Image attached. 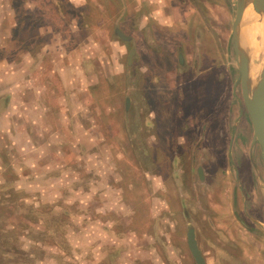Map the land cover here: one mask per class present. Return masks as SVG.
<instances>
[{"label":"rangeland","instance_id":"rangeland-1","mask_svg":"<svg viewBox=\"0 0 264 264\" xmlns=\"http://www.w3.org/2000/svg\"><path fill=\"white\" fill-rule=\"evenodd\" d=\"M3 1L0 44L4 43V48L0 56L17 60L25 42L30 45V40L34 50L42 39L54 44L59 35L49 39L54 29L70 30L76 24L84 36L93 33L95 39L106 43L118 40L116 26L107 18L114 14L116 3H108L106 18H102L103 5L95 6V0L79 4L78 14L67 0L28 4L14 0V23L10 3ZM197 1L204 18L189 24L197 26L195 30L206 27L198 35L201 52H195L199 47L194 44L196 30L192 36H175L182 40L181 52L156 53L161 59L144 54L147 63L153 59L155 65L157 60H177L179 53L188 60L199 59L200 80L195 78L191 84V71L183 70L179 75L183 81L190 80L179 90L183 113L173 114L179 104L178 89L160 90L155 100L149 96L136 100L133 94L134 109L141 104L158 114L147 116L144 112L143 117H136L132 109L126 128L122 112L129 101L122 99L123 93L118 98L116 84L115 88L109 83L98 84L91 91L92 98L79 87L78 99L69 93L58 95V99L47 97V106L62 112V131L52 137L63 142V164L55 165L52 160L58 153L42 147L45 137L40 138V126L32 132L36 147L24 133L25 119L34 120V110L40 108V74L32 69L36 81L23 83L21 66L13 75L6 74L9 68L0 67V96H14L0 100L8 103L4 110L0 108V264H196L187 244L190 227L206 264H264V255H256L264 252V225L262 229L252 226L233 184V165L245 159L249 144L255 142L260 147L257 140L253 141L237 81L231 44L236 0ZM194 2H190L192 8ZM40 29L42 39L33 37L31 32ZM96 29L101 31L99 36ZM64 36L69 45L77 42L69 33L64 32ZM156 37L166 42L162 35ZM90 44L93 46V41ZM125 51L127 55L128 48ZM81 54L79 50L73 52L75 61ZM37 57L34 54L33 58ZM109 59L116 62L118 55ZM89 67L94 69L92 62ZM119 69V65L111 68ZM130 70L133 77L140 71L134 67ZM155 70L165 81L164 71L168 69ZM52 77L47 73L42 79L62 93ZM80 80L86 82L84 77ZM198 81L200 88L195 87ZM193 89L201 101L191 99ZM72 100L79 108L77 115L70 114ZM199 102L201 114L187 115ZM28 106L33 112L24 119ZM87 128L92 130H83ZM70 141L78 146L72 149ZM251 155L259 162L255 149ZM262 188L264 191V185ZM248 211L264 222L255 210Z\"/></svg>","mask_w":264,"mask_h":264},{"label":"crops","instance_id":"crops-1","mask_svg":"<svg viewBox=\"0 0 264 264\" xmlns=\"http://www.w3.org/2000/svg\"><path fill=\"white\" fill-rule=\"evenodd\" d=\"M13 1L14 0H7V2L10 3V8L13 14L12 16H14L15 23L17 20V12L12 5ZM22 1L25 4H28L37 0ZM77 1L78 0H67L68 4H70L78 14V5L86 4L87 2H89V0H81L79 1V3ZM56 2H58V0ZM190 2L191 0H103L102 3L98 0H95V6L99 7L103 5L102 18H106L104 12H107V5H109L108 3H116L113 10L114 14L107 15V18L109 17V20H112V23L116 26L114 32L117 36V41L108 43L102 42L103 40L95 39L93 33L84 36V34L80 33V28L76 24V28L71 27L70 30L62 31L54 29V32L49 38L53 40L52 36L59 34L58 41H56L54 44L52 42L50 43L48 40L44 41V39H42L43 35L41 34V29L39 31L40 33L38 31H34L35 33L31 32L33 37L42 39V42L39 44L36 50H34L31 46L30 40V45H26L25 42V46L22 47V49L19 48L17 60L10 59L6 56H0V67H7L10 69V71H6V74L9 73V75H13L16 73L15 68L18 69L19 66L23 68L21 69L24 78L23 83L36 81L32 69H36L38 71V74H40L41 76V80H39L38 83L41 84L42 90L44 92L42 91L39 97L40 108L34 110V112L36 113V118L34 120H31L30 118L25 119V117H30L31 113L33 112L32 108H30L29 106L27 113H24L25 123L23 129L24 133L28 135V140L32 147H36L34 146V137L32 136V132L35 131L38 126H40L43 130L42 137L40 138L45 137L43 138L44 141H42L41 143L42 147H49L53 149V152L58 153V155H56L57 158L55 160L53 158L52 162L54 161L55 165L65 163L62 151L63 142L58 138L52 137V135L58 134L59 132L61 133L62 131V123H60L62 112L57 108L47 106L48 104L46 103V98L49 97L52 99H58L60 97L58 95H65L69 93L72 98L78 99V96H76L78 89L76 87H79V90H84L83 92L87 93V95L92 98L93 95L91 91L95 87H98V84L109 83L113 88H115L116 84V93L118 95V98H121V95L123 93L122 99H126L129 101L126 105V108L122 112V115L124 116V128H126L125 122L127 120V117L130 116L132 109H134V105L132 102L133 94H136V100L144 101L149 97L155 100L156 97L157 99H159V93L161 91H166V88L168 90L178 89L179 97L177 96L176 101L181 99L182 96H180L179 90H181L185 82H189L190 84L191 80L192 84V80H194L195 78H198V80L202 78L201 76L203 73L201 72V70H199L201 64H198L197 61L199 59L188 60L185 57L182 58V55H180L179 53L177 60L171 59L169 62L167 60H157L155 65V61L153 59L150 61V63H147V60L144 58V54L145 52L151 53L152 57H154L156 53L163 51H167L172 54L181 52L184 49L182 40L175 39V36H192L194 35V31L196 30L197 33L195 34V36L197 38V41L194 42V44H199V47L197 50H195V52H201L202 43L200 42L201 38H198V35L200 36V33L202 34L206 30V27H204L203 25L201 26V28H196L195 30V27L197 26H195L194 24L195 27H190L189 23L192 20L196 22V20L203 19L204 11L200 10V1L196 0V2H194L195 6H193V8ZM96 3H101L102 5H97ZM197 6L200 8H198ZM195 13H197V16H194ZM97 25H99V23ZM34 27L36 28V25H34ZM64 32L67 34L69 33L71 40H75L77 38V42L75 43V45H69L67 37L64 36ZM98 32L101 31L96 29V33L99 36ZM159 34L162 35L163 38H165V43H163L162 40H159L156 37ZM79 37H81L82 40L80 43L78 42ZM166 37L170 39H166ZM91 41H93L94 44L93 54H91L90 52V48L92 46L90 44ZM3 46L4 43L0 44V51L4 48ZM156 47L158 49H156ZM126 48H128L127 55L123 54L126 52ZM76 50H79V52L82 51L83 54H81V59L77 61H75V59L73 58V52ZM34 54H37L38 57L33 58ZM117 55L118 59L116 62H112L109 59V57L113 56L115 58V56ZM159 59L161 58L159 57ZM90 62L93 63L94 69L93 67H89ZM116 65L120 66L119 71H112V66ZM108 67H110V69H108ZM131 67L139 68V77L137 76V73H135V76L133 77L134 71L130 70ZM160 67H165V69H168L164 71L165 81H161L160 76H162V73L155 70V68ZM89 68H91V70H89ZM101 69L103 70L102 73ZM196 69L198 70L196 71ZM183 70H186L187 72L191 71V76L193 77H191L190 80L188 79L184 81L180 79L179 75H181V72ZM47 73L48 78L49 74H51L53 76L52 78L56 80V83L60 85V90L62 91V93L60 91L57 92V90H55V87L51 86L48 80L42 79L43 76L44 78H47ZM128 74L132 75L128 76ZM81 77H84L86 79V82L84 80L81 81ZM176 77H178L177 81L175 80ZM195 87L200 88L199 81L197 82V85H195ZM193 91L194 92H192V95L194 96H192L193 98L191 97V99H197L198 101H201L202 97L199 96V93L198 96H196L197 93L195 89H193ZM188 92L190 91L188 90ZM10 97H12V95H9V93H7V95H1L0 100H2V98H6L8 100ZM178 103L179 104L176 105V111L174 110L173 112L174 115H181L183 113L180 111L182 110L180 108V100L178 101ZM140 105L137 104L135 106V113H133L134 116L143 117L144 112L147 116H155L154 114H158L153 110L145 109ZM197 105L198 108H191L187 115H191L193 117L200 115V102ZM7 106V102L5 105L4 103L0 102V108H2L3 110ZM70 111L71 115H77L79 112V108L76 106L75 100H72L71 102ZM195 111L198 113H195ZM141 122L143 124V118L142 120L140 119V123ZM83 130H85L86 132H90V130L92 129L87 128ZM7 131L9 132V129ZM69 144L72 149L78 146V144L74 141H70ZM259 254L264 255V252H256V255Z\"/></svg>","mask_w":264,"mask_h":264},{"label":"water","instance_id":"water-1","mask_svg":"<svg viewBox=\"0 0 264 264\" xmlns=\"http://www.w3.org/2000/svg\"><path fill=\"white\" fill-rule=\"evenodd\" d=\"M250 3L264 21V0H236L235 16L231 26V44L234 51L235 63L238 70L237 81L240 83L241 96L251 121L253 141L257 140L261 147L264 164V74L260 78L257 88L250 93L246 82V61L244 51L236 43L237 29L240 23L242 5ZM187 244L196 264H206L197 246L194 231L190 227L187 231Z\"/></svg>","mask_w":264,"mask_h":264},{"label":"flooded vegetation","instance_id":"flooded-vegetation-1","mask_svg":"<svg viewBox=\"0 0 264 264\" xmlns=\"http://www.w3.org/2000/svg\"><path fill=\"white\" fill-rule=\"evenodd\" d=\"M254 143L255 142H253L251 146L249 144L247 149L244 150L245 159L239 161L238 165H233V184L235 186L234 189L238 191L241 197V207L243 212H246V215H248L249 222L252 223L253 227L262 229L261 225H264V222L248 211V209H255L256 211L254 212L260 214L264 219V191L262 188L264 185V172L261 170L263 161L261 147H259L258 144L255 146ZM232 144L231 140L229 149L232 148ZM238 147L240 148V146ZM254 149L259 162L256 157L251 155L252 152L254 154ZM229 160L232 159L229 158Z\"/></svg>","mask_w":264,"mask_h":264},{"label":"bare ground","instance_id":"bare-ground-1","mask_svg":"<svg viewBox=\"0 0 264 264\" xmlns=\"http://www.w3.org/2000/svg\"><path fill=\"white\" fill-rule=\"evenodd\" d=\"M239 25L242 32L237 29L236 43L245 54L247 88L252 93L264 74V21L257 10L245 2Z\"/></svg>","mask_w":264,"mask_h":264}]
</instances>
